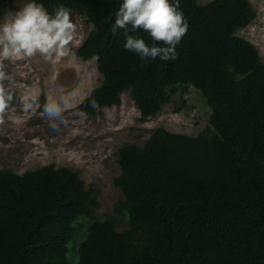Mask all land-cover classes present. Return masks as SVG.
<instances>
[{"label":"trees","instance_id":"1","mask_svg":"<svg viewBox=\"0 0 264 264\" xmlns=\"http://www.w3.org/2000/svg\"><path fill=\"white\" fill-rule=\"evenodd\" d=\"M37 2L93 25L76 53L102 80L78 110L94 116L129 91L146 122L193 86L211 126L196 136L157 127L143 145L121 146L114 185L124 199L101 219L99 192L71 167L0 169V264H264V61L237 35L257 16L251 1L180 0L188 29L168 61L123 47L122 30L111 31L119 0Z\"/></svg>","mask_w":264,"mask_h":264},{"label":"rangeland","instance_id":"2","mask_svg":"<svg viewBox=\"0 0 264 264\" xmlns=\"http://www.w3.org/2000/svg\"><path fill=\"white\" fill-rule=\"evenodd\" d=\"M250 1L257 16L237 35L253 42L264 61V0ZM26 3L0 0V24L10 22ZM70 19L75 30L64 56L50 61L39 54L0 60V72L4 74L0 89L13 97L0 112V169L22 174L49 164L71 167L86 188L92 186L99 192L93 210L101 219L114 216L115 204L124 199L114 185L115 177L121 173L115 159L117 150L125 144L143 145L157 127L196 136L211 126V109L202 93L189 86L173 95L171 102L146 122L140 120V111L129 91L122 93L120 104L100 108L94 116L78 110L77 106L101 83L102 76L95 60H84L76 53L93 25L81 14ZM49 98L60 103V116L44 112ZM116 218L119 230L129 227L124 217ZM77 242L69 243V256L75 254Z\"/></svg>","mask_w":264,"mask_h":264},{"label":"clouds","instance_id":"3","mask_svg":"<svg viewBox=\"0 0 264 264\" xmlns=\"http://www.w3.org/2000/svg\"><path fill=\"white\" fill-rule=\"evenodd\" d=\"M188 29V21L180 0H119L111 31L122 30L123 47L138 55L142 61L175 60L176 46ZM75 25L70 11L59 6L49 13L37 0H28L10 22L0 24V60L32 57L39 54L45 61L65 55L73 39ZM147 33L150 43L138 35ZM4 74L0 72V79ZM12 95L0 89V112L12 102ZM44 112L60 116V103L49 98Z\"/></svg>","mask_w":264,"mask_h":264}]
</instances>
